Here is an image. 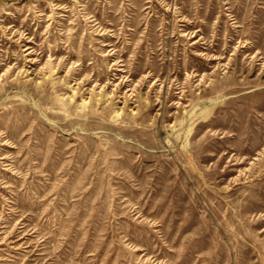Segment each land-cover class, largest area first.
Returning a JSON list of instances; mask_svg holds the SVG:
<instances>
[{
    "label": "rangeland",
    "instance_id": "1",
    "mask_svg": "<svg viewBox=\"0 0 264 264\" xmlns=\"http://www.w3.org/2000/svg\"><path fill=\"white\" fill-rule=\"evenodd\" d=\"M0 264H264V0H0Z\"/></svg>",
    "mask_w": 264,
    "mask_h": 264
}]
</instances>
